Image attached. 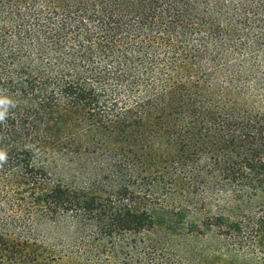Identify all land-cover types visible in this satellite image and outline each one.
I'll use <instances>...</instances> for the list:
<instances>
[{"label":"trees","instance_id":"trees-1","mask_svg":"<svg viewBox=\"0 0 264 264\" xmlns=\"http://www.w3.org/2000/svg\"><path fill=\"white\" fill-rule=\"evenodd\" d=\"M165 188L264 255V0H0V264L135 262Z\"/></svg>","mask_w":264,"mask_h":264},{"label":"rangeland","instance_id":"rangeland-1","mask_svg":"<svg viewBox=\"0 0 264 264\" xmlns=\"http://www.w3.org/2000/svg\"><path fill=\"white\" fill-rule=\"evenodd\" d=\"M50 168L56 179H63L70 184L80 182L74 177L65 159L51 162ZM87 175L91 177L92 172H87ZM112 182V177L103 180L100 190L109 189ZM101 194L103 198L109 197L104 191ZM144 198L142 205L152 215L154 225L139 235L150 247L157 249H148L146 255H137L135 262L124 259L121 264H161L159 260L162 259L166 264H264V255L261 253L247 248L238 250L222 227L214 224L217 221L212 214H205V211L210 212L209 208L205 209L200 203L196 205L197 202L185 194L176 190L167 191L165 188L156 195ZM41 228L50 237H58L52 234L58 229L51 222L43 223ZM117 235L122 237L125 233L118 232ZM107 250L103 258L111 254L113 260L114 257L123 259L126 251L123 247H117L113 252ZM152 257L159 259L155 258L157 262H151Z\"/></svg>","mask_w":264,"mask_h":264}]
</instances>
